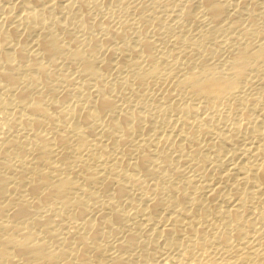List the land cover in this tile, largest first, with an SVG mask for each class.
<instances>
[{
	"label": "bare ground",
	"instance_id": "6f19581e",
	"mask_svg": "<svg viewBox=\"0 0 264 264\" xmlns=\"http://www.w3.org/2000/svg\"><path fill=\"white\" fill-rule=\"evenodd\" d=\"M0 264H264V0H0Z\"/></svg>",
	"mask_w": 264,
	"mask_h": 264
}]
</instances>
